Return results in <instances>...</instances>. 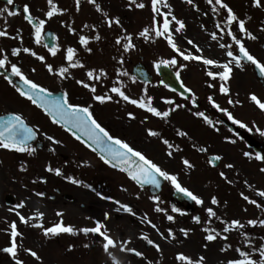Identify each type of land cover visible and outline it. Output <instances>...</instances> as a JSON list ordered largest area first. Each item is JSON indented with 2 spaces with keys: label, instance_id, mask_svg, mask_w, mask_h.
<instances>
[{
  "label": "flooded vegetation",
  "instance_id": "af4514ba",
  "mask_svg": "<svg viewBox=\"0 0 264 264\" xmlns=\"http://www.w3.org/2000/svg\"><path fill=\"white\" fill-rule=\"evenodd\" d=\"M120 1L127 5L129 2V0ZM54 2L61 8L67 9L62 15H55L45 26V33H54L58 37V41H52L45 35L44 43L49 46L52 43H59L61 46V50L55 57H52L47 52L43 44L36 45L34 43L31 26L23 19L22 13V6L27 3L31 6L33 15L44 18L43 14L47 11L48 7L47 0H14V7L20 9L21 13L14 17H6L7 30L15 35L17 29H22L23 43L21 44L19 40L0 37V48L5 49L9 54V60L17 63L30 79L48 87L54 95L61 96L64 91H67L72 102L92 104L94 115L112 134L127 140L130 145L144 152L168 171L178 173L181 184L201 196L204 204L198 205L189 198L181 197L167 181H164L160 192H152L146 186L141 188L131 181L126 173L105 164L97 153H93L82 143L76 141L64 128L52 123L51 119L41 109L21 97L7 80L3 76H0V115H5L11 111L21 112L31 125H37L39 127L41 133L54 136L62 141L60 145H54L44 135H38L37 139L32 142L33 146L37 149L33 155L0 149V178L4 179L2 185H0V213L3 210H8L10 214V217L0 214V223H3L1 218H5V221L9 224L12 221H16L18 230L23 233V247L32 248L37 251L41 260H36L34 257L23 252V250L20 252L21 258L25 260V264H48L45 253H49L51 243L53 246L57 245V248L61 249L60 252L66 253L67 255L82 257V254L88 251L90 256L89 264H113L112 260L102 251L100 247L101 238L96 234H89L88 236L82 233L79 235L60 234L59 236L46 238L41 229L31 226V224L36 223L35 220L25 225L20 222L15 214L16 211H19L22 215L31 216L38 209L45 213L43 218L45 227L59 222L60 217L56 215L58 211L63 212L64 223L66 225L71 224L75 228L92 227L94 226V220H103V213L108 212L109 219L106 221V224L110 234L120 240L130 238L131 243L128 247L136 248L144 252L147 259L151 260L153 264H179L175 260V254L178 251H184L193 255L203 253L208 258V264H215L214 260H218L217 255L219 254V257L225 261L221 264H226L227 259L232 258L236 253L231 249L227 252H221L219 249L227 243H232L233 247L238 246L241 243V237H239L237 232H232L229 234L228 241L218 239L214 243L209 244L208 249L205 251L201 247L204 243L203 236L205 235L201 231V228L204 226L203 221L207 219V214L204 209L214 207L218 215H222L227 219L238 218L242 222H245V224L247 219L264 218V211H261L260 208L242 199L240 196L242 191L240 186H238L240 185L238 182L241 177L237 174H235V184L224 182L219 187L211 189L210 179L212 173L209 170H218L225 163L233 164L241 159L256 160V153L264 155V135L261 134V132H264V125L257 119L249 126L245 119L243 120L241 117L237 118L236 116L237 119H240L243 123L245 122L248 127L242 128L240 125L234 124L231 120V126L226 124L225 121L228 120L227 116L213 107L207 99L208 96H213L220 107L224 108L222 102L225 99V95L219 91H206L205 85L207 82L205 81L209 77L205 75V71L202 70L203 77L200 79V82L203 83V86L201 85L202 89H195L193 86L195 63L200 69H204L205 66L202 62L183 61L173 51L172 56L177 55L178 65L179 63L187 64L185 69L180 70V79L196 93L197 105H192L190 98L184 99L181 97L178 90L172 92L170 90L171 88H165L159 83V81L163 80L160 73L161 70L157 72L155 69L156 76L154 77L153 72L148 67L152 74V81L144 82L137 78L132 90L129 88L131 83L129 77H121L126 85L125 90L128 94L133 98H139L144 95L143 90L147 86L155 84L158 90L156 92L157 94L153 96V105L155 107L160 110L173 107L165 103V99L174 98L176 103L186 105L185 108L176 109L167 119H162L123 101L115 96V94H111L113 95L112 101L104 104L93 101V94L76 81L87 79L85 72L88 68H93L94 48L98 45L93 43L92 40L89 47L93 51L88 53L78 43V38L79 35H93V31L89 29H83L81 31L84 23L89 25L95 24L96 26L100 25L102 27L101 21H103V18L98 19V12L92 5L87 3V0H81L79 12L75 9V0H54ZM4 5L5 0H0V7ZM61 21L64 23H61ZM68 25L75 27L77 33H71L68 30ZM3 27L4 19H0V28ZM196 41L204 50V56L213 58L220 56L218 53V45L215 44L216 41L208 37L207 40L198 39ZM182 43L185 47L183 50H190L195 53V49L188 45L186 40H183ZM68 46H72L78 50L77 55L84 62L85 68L70 69L71 76L67 79H61L58 76L49 74L44 64L30 54L21 53L20 56L13 57L10 53L12 47H30L38 54L44 55L46 62L52 63L54 66H59L66 63L64 55L65 49ZM255 47L254 52L256 56L261 57V55H264V43L257 44ZM143 60L144 57L140 56V60L134 63L132 66V75H134L135 65L140 62L144 63ZM178 65L169 67L170 74H172L175 80H177L175 73ZM245 65L251 68L254 74L253 66L246 63ZM33 68L36 69L35 72H32ZM124 69L126 70L125 67ZM8 74H10V70ZM115 79L116 75L111 68L106 80L107 82L109 81L108 85L106 84V91L101 92V94L108 93V89L112 86ZM13 82L19 84V78L13 77ZM259 83L264 88L263 81ZM147 95L150 96L149 93ZM185 95L190 97L188 93ZM196 111L205 112L215 124V128L206 124L202 118L193 115ZM128 112H133L135 119H130L127 115ZM145 117H147L146 120L144 119ZM220 121L222 123H218ZM149 128L160 132L161 136H148L147 129ZM257 128L260 131H257ZM178 129L187 131L188 137L182 138L177 136L176 130ZM223 137H230L231 139L223 141ZM164 138L173 144L180 145L182 151H174L173 157H169L166 154L167 148L162 143V139ZM230 141H235V143H231ZM194 143L198 147L207 148V151L205 153L199 152L198 149L192 147ZM230 144H234L235 149L230 148ZM53 147L55 148V152L50 151ZM245 152L252 153L253 158L249 159L245 157L243 155ZM177 153H179L178 156ZM213 155L222 156V160L217 161L219 162L217 167H212L208 163L210 156ZM182 157L189 158L196 166L202 165L205 171H178V164L182 163ZM84 161L88 163H83ZM21 164H26V172L20 171ZM49 164L54 168H61L64 175L57 176L55 173L47 172L46 166ZM65 176H73L81 181V183L73 184L66 180ZM250 184L255 186L253 189L258 188L257 184L255 185L252 182ZM86 185H90L91 187H86ZM6 189L7 191H5ZM123 189H127V191ZM253 189L246 188L245 191L247 192L243 193L249 195L250 198L257 199L259 202L260 197L256 196ZM210 190H212V194H210ZM36 191H43L46 195L43 198L37 197L34 194ZM97 193H100L101 196H111L114 200H120L122 203H128L133 207L137 215L134 217L123 211H115L119 206L114 203V200L102 199ZM137 194H139V198H137ZM152 195L160 196V206L166 208L169 214L176 217L175 222L168 221L164 213L154 211L155 204L149 198ZM212 195L217 196L221 201L219 206L211 205L210 196ZM260 200L262 201L264 198H260ZM21 201L25 202V207L22 209L16 207ZM172 205L181 208L186 212V215L172 213ZM145 213L157 225L159 231L165 235H167V229L172 228L177 235V240H164L150 225L142 223L141 218ZM197 215L201 217V224L195 223L192 219L193 216ZM212 226L217 228L221 227L219 222L215 220H213ZM181 227L192 228L194 230L190 233L188 239H185L179 232ZM244 231L252 234L255 238L254 243L257 245L260 242L259 238L264 236V227L259 225L254 228L246 225ZM141 233H146L152 240L160 244L162 255L154 247L148 245L146 241L140 238ZM7 239L9 238H4V240ZM89 242L94 243H92L91 247L84 248L83 245ZM69 244H75L76 248L72 251H67ZM211 248L218 249V253L211 254ZM113 252L122 264H147L145 259L136 257L130 253L120 252L119 249H114ZM6 258L11 264H14L8 254L0 251V262L3 263V261H6ZM254 258L258 259V256H254Z\"/></svg>",
  "mask_w": 264,
  "mask_h": 264
},
{
  "label": "snow or ice",
  "instance_id": "6c2138e0",
  "mask_svg": "<svg viewBox=\"0 0 264 264\" xmlns=\"http://www.w3.org/2000/svg\"><path fill=\"white\" fill-rule=\"evenodd\" d=\"M87 3L92 5L98 13H101L103 21L108 28H112L113 25L117 26L121 33L115 37V45L122 48V53L119 57H113L117 60V63L121 66L116 69V79L113 81L112 86L108 89V93L105 94H96V84L94 82L106 79L108 73L106 69L100 68H88L85 72L86 80L81 79L76 82L80 84L85 89H88L93 95L92 99L95 102L104 104L108 101L113 100V95L119 97L125 102H128L136 107L145 110L148 113H151L153 116L167 119L170 114L176 109L185 108L186 105L178 104L175 102L174 98H166L165 103L172 105L166 110H160L159 108L153 105V97L147 95V89L143 90L144 95L139 98H133L125 90L126 85L124 84L121 77H129V79L135 83L137 77L135 75L129 74L123 68L125 63V55L131 51L137 49V44L134 42L133 33L129 32L122 25L121 19L119 16H110L107 11H105L101 4L97 0H87ZM188 4H193V0H187ZM252 6L255 8H264V0H251ZM207 4L211 7L212 13L220 17V11L223 10L225 15L217 19L215 23V28L217 31L210 33L211 40L216 41L218 47L224 50L225 59L220 60L213 57H207L203 55V49L198 43L193 39L187 38L186 42L188 45L192 46L195 49V53L190 50H182L176 42L175 34L180 33L186 29L187 25L183 19L178 18L172 11V6L167 2V0H149V5H146L143 0L137 2V0H129L127 7L132 9H144L146 6H150V11L152 13L151 22L149 25L144 26L141 30L136 33L137 38H142L146 42H155L157 38H163L170 46V48L175 52L183 61H197L202 62L205 66V75L209 77L212 81H219L218 89L221 94L230 96V86L229 81L233 78L234 68L243 69L245 63L251 64L258 70L261 77H264V57H258L253 54L250 49L246 46L245 39L248 40H257L258 36L255 35L247 27V22L251 19L250 16H245L241 18L237 12L226 2V0H207ZM47 11L44 12V18L37 17L32 14L31 6L25 3L22 6L23 19L31 26L32 35L34 38V43L36 45L43 44L47 49V52L55 57L58 52L61 50L59 43H52L51 46L44 43V37L47 35L52 41H58V37L54 33H45V26L49 20H51L55 15H62L67 11L66 8H61L54 0H47ZM81 0H75V9L77 12L80 11ZM164 9H167L165 11ZM199 11V8H197ZM21 13L20 9L14 7V0H5V5L0 7V19H4V27L0 28V37L10 38L19 40L20 43H23L22 29H17L16 34L13 35L7 30V20L6 17H14ZM204 15H208L207 12ZM61 23H64L61 21ZM233 25L236 26L238 31L233 30ZM202 27H204L202 25ZM97 26L95 24L89 25L84 23L81 31L83 29H89L94 31V35H79L78 43L88 52L91 53L93 49L89 47V44L92 40L99 41L101 36L99 31L96 30ZM68 30L76 34L77 29L72 25H68ZM261 32H264V25L260 28ZM227 36L230 39L229 43L221 42L224 36ZM78 50L72 46H68L65 49L64 60L65 64L59 66H54L52 63L46 62V57L44 55L38 54L35 50L30 47H12L10 50L11 56L17 57L21 53L30 54L32 57H35L40 62L44 64L47 72L49 74L58 76L61 79H67L71 76L70 69L73 68H85L84 62L77 55ZM177 55L171 56L168 59H157L153 62V66L157 72L160 71L161 66L173 67L178 65ZM187 64L179 63L178 69L175 73V78L180 81L179 87L183 91L179 92V95L184 99L191 100L192 105H197V95L192 90V88L187 87L183 80L180 79V70L185 69ZM213 69H219L218 71ZM0 76H3L4 79L16 90V92L32 105L41 109L52 121V123L61 126L67 132L71 134L74 139L82 143L85 147L90 149L93 153H97L99 158L105 163L110 165L114 169H119L120 171L127 174L131 181L143 188L145 185H152L155 188L161 187V181L169 182L172 187L178 192L182 193L190 200L194 201L198 205H203L204 200L201 196L195 194L188 187L181 184L178 173H173L163 168L159 163L154 161L152 158L147 156L144 152L134 148L130 143L110 132V130L105 127L94 115L92 104H80L72 102L69 93L64 91L63 95L56 96L54 95L48 87L43 86L42 84L30 79L28 75L22 70L17 63H13L9 60V54L5 49L0 48ZM10 70V74L9 73ZM36 69L33 68L32 72H35ZM13 77H18L20 83L16 84L13 82ZM165 88H169V84L164 83L163 80L159 81ZM209 88H216V83H207ZM172 92H176V88L170 89ZM110 93V94H109ZM186 93L190 94V97L185 95ZM210 104L217 108L220 112L224 113L227 116L228 120H231L234 124L240 125L242 128L248 127L247 124L243 123L240 119H237L231 111L227 108H221L220 105L215 101L213 96L207 97ZM249 99L261 110L264 111V100H261L256 93H250ZM118 102V101H117ZM227 103L229 105L240 104V100L228 99ZM130 119H135V114L133 112L127 113ZM196 117L202 118L203 121L214 127L215 124L213 121L205 114L203 111H196L193 113ZM145 120L147 117L144 118ZM222 123V121L218 122ZM218 130V129H217ZM257 131H260L257 128ZM147 134L150 137H160L161 133L153 130L151 128L147 129ZM264 135V132H261ZM38 135H44L48 141L54 145H60L62 141L55 138L54 136L47 135L46 133H41L37 125H31L25 118V116L18 111L7 112L5 115H0V149L15 151L20 153H27L33 155L36 153L37 149L33 146L32 142L37 139ZM176 135L179 137H188V132L184 130H176ZM190 139V137H189ZM228 140V137H225ZM235 143V141H230ZM162 143L166 146V154L169 157H173L174 151L180 152L182 148L178 144L171 143L168 139H162ZM193 148L198 149L199 152L205 153L207 148L198 147L195 143L192 145ZM50 151L55 152V148H51ZM243 155L249 159L253 158L252 153L245 152ZM255 159L261 162H264V155L260 153L255 154ZM222 160V156L213 155L208 163L212 166H216V162ZM83 163H88L84 161ZM182 164L185 169L192 170L196 165L187 157H182ZM225 168L232 169L235 166L231 163L225 164ZM20 171H27L26 164L20 165ZM46 171L49 173H55L57 176L64 175L61 168L52 167L51 164L46 166ZM260 173H264V167L259 169ZM219 176L223 178L227 183L232 184L234 181L229 180L224 171L219 172ZM65 179L72 182L73 184H80L81 181L77 180L73 176H65ZM46 182V181H45ZM246 187L253 189V185L250 184L247 180L243 181ZM86 187H91L86 185ZM127 191V189H123ZM256 196L264 198V188H255L253 189ZM37 197L43 198L46 193L43 191H36L34 193ZM98 196H101L100 193H97ZM240 196L247 203L254 205L257 208H260L261 211H264V200L259 201L254 198H250L249 195L240 193ZM102 199L113 201L114 198L111 196H101ZM139 198V194H137ZM155 204L154 211L158 213H164L166 219L170 222H175L176 217L168 213L166 208L160 206V196L152 195L149 197ZM114 203L119 207L115 211L126 212L132 216H136L137 213L133 210V207L128 203H122L120 200H114ZM210 203L213 206H219L221 201L217 196L212 195L210 197ZM17 208H24L25 202L21 201ZM207 214V219L203 221V227L201 231L205 234L203 236L204 243L201 247L206 251L209 247V244L214 243L215 241L222 240L228 241L229 234L232 232H237L239 237H241V243L233 247L232 243H227L222 246L219 250L221 252H227L229 249L233 250L236 255L232 258L227 259L226 264H264V236L259 238L260 242L257 244L254 243V237L251 233L244 231L246 225L250 227H256L257 225L264 227V218L261 219H247L246 224L242 222L241 219L231 218L227 219L222 215H218L214 207H207L204 209ZM247 211V209H245ZM172 213H177L180 215H186V212L181 208L172 205ZM19 218L20 222L28 225L30 221L35 220L36 223L31 224L32 227L39 228L42 230L43 235L46 238H51L59 236L60 234H70V235H79L84 234L88 236L89 234H96L100 237V247L102 251L109 257L113 264H122L118 257L113 252L114 249H119L120 252L130 253L136 257L145 259L147 264H153L151 260H148L145 256V253L132 247H128L131 243V239L120 240L114 238L107 227L106 221L109 219V213H103V220L96 219L94 220V226L92 227H81L75 228L71 224H65L63 221V212L58 211L56 215L60 217L59 222L53 224L52 226L45 227L43 223V218L45 213L39 211L38 209L33 212L31 216L22 215L19 211L15 213ZM193 221L197 224H201L202 220L199 215L192 217ZM213 220L218 221L221 227H213ZM142 223H147L151 226L152 229L156 230L160 237L168 241H176L177 235L172 228L167 229V235L159 231V228L153 221L148 218L147 213L141 218ZM9 235L8 246L0 249L4 253L8 254L14 264H25V260L21 258L20 252L27 253L31 257H34L36 260H41L40 255L37 251L32 248L23 247V233L18 230L16 221H12L8 229H6ZM194 230L192 228L181 227L179 232L185 239H188L190 233ZM19 238V240H18ZM141 239L146 241L148 245H151L156 249L158 253L162 255V249L160 244L152 240L146 233H141ZM92 243L89 242L83 245L84 248H89L92 246ZM76 248L75 244H69L67 251H72ZM254 256H258L254 258ZM175 260L179 264H208V258L205 254L200 253L197 255L188 254L184 251H178L175 254Z\"/></svg>",
  "mask_w": 264,
  "mask_h": 264
},
{
  "label": "rangeland",
  "instance_id": "374dc122",
  "mask_svg": "<svg viewBox=\"0 0 264 264\" xmlns=\"http://www.w3.org/2000/svg\"><path fill=\"white\" fill-rule=\"evenodd\" d=\"M97 2L101 4L102 8L107 11L110 16H119L123 27L134 35V42L137 44V49L124 54L125 63L123 68L125 67L126 71H129V73L132 75V66L134 63L140 60V56H143L144 63L153 72L155 77L156 74L153 62L161 58H171L173 50L170 48V46H168L167 42L163 40V38H157L155 42H146L142 38L136 37V33L144 26L149 25L151 22L152 13L150 11V6H146L144 9H136L134 7L129 9L127 4L121 2L120 0H97ZM137 2H141V0H138ZM143 2L146 5H149V0H143ZM167 2L171 4L173 13L178 18L183 19L187 25L185 30L175 34L176 42L182 50L185 49L184 44L182 43L183 40H186L185 37L193 39L195 42H197L196 40L198 39L207 40V37L211 39L210 33L217 31L215 28L217 19L225 15L224 11L221 10L220 17L215 16L211 11V7L207 4V0H193V4H188L187 0H167ZM226 2L229 3L231 7H233V9L241 18H244L245 16L251 17V19L247 22V27L250 31L258 36V39L255 41L245 39V43L250 51L255 54V46L257 44L264 43V32L260 31L261 26L264 25V8L253 7L251 0H226ZM197 8H199V11H197ZM164 10L167 11V9ZM205 12H207L208 15H204ZM97 16L98 19L103 18L101 13H97ZM98 19L96 20L99 21ZM101 22L102 27L98 25L96 30L99 31V34L102 36V38L99 41L93 40V43L98 45L94 48L93 68L106 69L108 76L112 68V71L116 75V69L120 68L121 66L117 63V60L113 59V57L118 58L123 50L120 48V46L115 45V37L122 33L117 26L113 25L112 28H108L104 21ZM202 25L204 27H202ZM232 27L234 31H238L235 25ZM94 34L95 32L93 31V35ZM221 42L229 43L230 39L225 35ZM215 44L218 45L217 42ZM218 53L220 56L217 59L224 60L226 58L224 55V50L220 49L219 47ZM261 57H264V55H261ZM202 70L205 71V68L200 69L195 63L193 77V79L195 78L193 83L195 89H202L201 85L203 86V83L200 82V79L203 77ZM213 70L218 71L219 69ZM106 80L107 78L94 82L97 89L96 94H101V92L106 91V84L108 85L109 82ZM205 82L217 84L216 88H209L206 84V91H219V81H212L209 78ZM133 86H135V84L131 81L129 88L132 90ZM229 86L231 90L230 96L225 95V99L222 102L224 108H227L229 111H231L237 118L241 117L243 120L245 119L249 126H251L253 121L257 119L262 122V125H264V111H261L249 99L250 93L254 92L261 100H264V88L254 77L252 69L246 65L243 69L234 68V75L229 81ZM146 89L147 93H149L152 97L157 94L156 92L158 91L155 84L147 86ZM229 98L233 99L234 101L238 99L241 101V103L229 105L227 103ZM228 138L231 139L230 137ZM222 140L227 141L225 137H223ZM230 148L235 149V145L230 144ZM178 155L179 153H177V156ZM224 165L218 170H209V172L212 173L210 179L211 189L219 187L220 185L224 184V182H226L219 176V172L221 171L226 173L229 180L234 181L233 184L236 183L235 174L241 177L238 182L240 185L238 186H240L242 192H247L245 189L248 187H246L243 183L245 180H247L249 183L252 182L255 185L257 184L258 188H264V173L259 172V169L264 167V162L241 159L233 163L235 167L232 169L225 168ZM178 171L202 172L205 171V168L202 165H197L194 169L187 170L182 163H179ZM3 181L4 179L0 178V185H2ZM5 191H7V189ZM210 194H212V190H210ZM259 201H261L260 198ZM0 214L2 216L7 215L10 217L8 210H3ZM1 221H3V223H0V249L7 246L9 243V239L4 240V238H9V235L6 231V229H8L9 223L5 221V218H1ZM50 245L51 249L49 253H45L48 264H89L90 256L88 251L85 252L83 250L85 253L82 254V257H79L76 255H67L66 253H62L60 252L61 249L57 248V245L53 246L51 243ZM210 253L216 254L218 253V249L216 250L211 248ZM217 259L218 260H214L215 264H221L222 262H225L219 257V254L217 255ZM0 264H11V262L6 258V261H3V263L0 262Z\"/></svg>",
  "mask_w": 264,
  "mask_h": 264
},
{
  "label": "water",
  "instance_id": "95a60500",
  "mask_svg": "<svg viewBox=\"0 0 264 264\" xmlns=\"http://www.w3.org/2000/svg\"><path fill=\"white\" fill-rule=\"evenodd\" d=\"M247 63V62H246ZM160 73L162 75V78H163V81L166 83V84H169L170 88H176L177 90L179 91H183V89H181L179 87V84L180 82L177 80H175L172 76V74H170V70L168 67L166 66H161V69H160ZM254 70H255V73H256V76L259 80L263 81V77L260 76L258 70L255 69L254 67ZM134 74L140 78L141 80H144V81H148L150 82L152 80V77H151V74L150 72L148 71V69L146 68V66L143 64V63H140V64H137L135 66V69H134ZM229 125H230V122H227ZM219 162H216V165H218ZM163 184V180L161 181V186ZM145 186H149L150 189L153 191V192H157L161 189L160 188H155L154 186L152 185H145Z\"/></svg>",
  "mask_w": 264,
  "mask_h": 264
}]
</instances>
